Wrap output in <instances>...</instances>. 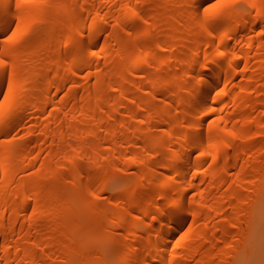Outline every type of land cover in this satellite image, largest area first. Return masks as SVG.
Wrapping results in <instances>:
<instances>
[{
    "label": "bare ground",
    "instance_id": "obj_1",
    "mask_svg": "<svg viewBox=\"0 0 264 264\" xmlns=\"http://www.w3.org/2000/svg\"><path fill=\"white\" fill-rule=\"evenodd\" d=\"M215 3L0 0V264H264V0Z\"/></svg>",
    "mask_w": 264,
    "mask_h": 264
},
{
    "label": "snow or ice",
    "instance_id": "obj_2",
    "mask_svg": "<svg viewBox=\"0 0 264 264\" xmlns=\"http://www.w3.org/2000/svg\"><path fill=\"white\" fill-rule=\"evenodd\" d=\"M232 2V0H216V3L211 5L212 9H218V8H223L229 5ZM208 11V9H206ZM223 55V53H221Z\"/></svg>",
    "mask_w": 264,
    "mask_h": 264
}]
</instances>
